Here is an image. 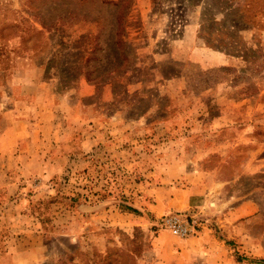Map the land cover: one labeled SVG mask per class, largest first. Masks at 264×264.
Instances as JSON below:
<instances>
[{"label": "rangeland", "instance_id": "1", "mask_svg": "<svg viewBox=\"0 0 264 264\" xmlns=\"http://www.w3.org/2000/svg\"><path fill=\"white\" fill-rule=\"evenodd\" d=\"M240 4L132 0L122 32L132 52L124 72L114 69L119 57L112 45V5L0 0V85L18 68H40L39 78L48 83L46 103L53 101L51 112L62 133L68 135L66 117L73 116L71 142L90 132L97 137V149L84 146V154L69 162L71 168L76 165L73 171L85 175L101 203L113 197L106 203L113 213L119 205L133 212L123 224L115 214L102 224L93 220L78 242L61 235L66 222L60 221L70 218L51 211L72 212L78 204V197L69 199L72 188L66 183L72 184L74 175L66 169L46 181L52 193L28 207L29 223L43 229L45 257L38 264H260L257 260L264 259V28H244L236 11ZM204 18L209 36L219 28L210 27L214 21L236 36L238 44L232 46L244 49V58L208 46V36L199 31ZM102 71L100 78L88 80ZM111 147L140 149L114 154ZM166 148L179 154L168 155ZM154 151L159 157L179 156L200 173L190 207L174 211L196 219L193 236L176 237L162 225L161 218L174 212L155 218L144 205H131V196L128 203L119 201L120 167L131 187L134 159L147 167ZM1 226L0 264H10Z\"/></svg>", "mask_w": 264, "mask_h": 264}, {"label": "crops", "instance_id": "2", "mask_svg": "<svg viewBox=\"0 0 264 264\" xmlns=\"http://www.w3.org/2000/svg\"><path fill=\"white\" fill-rule=\"evenodd\" d=\"M40 71L38 67L18 68L8 84L0 85V224L1 228L4 227L2 232L6 233L1 245H8L6 248L10 264H38L45 257L43 229L29 223L28 207L33 200L43 199L46 194L52 193L47 190L46 181L61 177L68 168L74 175L73 183H66L68 188H72L69 199L78 197V204L72 212L63 207L51 211L57 210L53 212L56 217L64 215L70 218L60 221L66 222L61 235L78 242L79 235L92 222L109 221L115 214L120 219L119 224H123L133 213L123 209L122 205L113 213L111 207L106 205L113 197L109 196L101 203L96 199L100 193L91 189V183L86 185L88 181L85 175L73 171L77 170L76 165L71 168L69 162L84 154V146L88 145L91 151L97 149V137L90 132L81 141L71 142L74 134L72 129L77 122L73 116L66 117L69 122L68 135L62 133L58 117L51 112L53 101L46 103L48 83L39 78ZM31 75L34 80H28ZM138 148L117 147L115 150L111 147V150L114 154H117V149L121 153L133 154ZM165 152L177 155L179 149L166 148ZM155 153L147 167L142 159H134L133 176L136 180L131 187L125 170L120 167L122 180L118 190L119 201L128 203L127 199L131 196V205L137 207L139 204L137 208L144 205L155 218L165 213L187 210L185 207H190L191 198L199 193L202 183L200 173L189 167L179 156L166 158L165 153L161 157L158 151Z\"/></svg>", "mask_w": 264, "mask_h": 264}, {"label": "trees", "instance_id": "3", "mask_svg": "<svg viewBox=\"0 0 264 264\" xmlns=\"http://www.w3.org/2000/svg\"><path fill=\"white\" fill-rule=\"evenodd\" d=\"M101 1L104 4H110L115 8V15L111 24L113 31L112 45H114V48L117 51L119 57V63L115 66L114 69H124L123 71L125 72V70H127L131 66L130 61L132 58V52L130 50L129 44L123 38L122 32H123L124 19L126 17L127 11L131 5L132 0H115V1L101 0ZM236 11L239 13V18L242 20L244 24L243 25L244 28L246 26L250 28L256 27L258 29L264 28V0H241V4L239 7L236 8ZM203 15H206V13L204 12ZM204 19H205L204 22L203 21L202 23L200 22L199 31L200 33L206 34V36H208L209 40L206 39V44L208 46L223 51L228 56L231 55V56H236V57L238 56L244 58L246 51L244 49L236 50L232 46V41L233 43L238 44V42L233 39L236 38V36L234 37L231 33L226 31L225 26H220L221 22H216V21L211 23L210 27L213 28V26L216 24L219 25V28L216 29L213 28V31L211 30L210 32L214 34V36H209L207 33V30L209 28L206 25L209 19L206 18ZM95 21L97 22L96 24L99 35L101 34L102 23L99 17ZM238 38L241 39L240 37ZM93 52L92 55L94 54ZM103 60L104 58L102 56L97 57V61H103ZM87 62H90V57L87 58ZM99 69L100 67L98 65L92 66L93 72H96ZM104 72L105 71H102L100 72V74L95 75L94 79L90 78L88 80L93 81L96 78H100V76ZM257 263L264 264V259L257 260Z\"/></svg>", "mask_w": 264, "mask_h": 264}, {"label": "built area", "instance_id": "4", "mask_svg": "<svg viewBox=\"0 0 264 264\" xmlns=\"http://www.w3.org/2000/svg\"><path fill=\"white\" fill-rule=\"evenodd\" d=\"M162 225L172 235L180 238L193 236L197 233V221L192 215L183 212H174L161 218Z\"/></svg>", "mask_w": 264, "mask_h": 264}]
</instances>
